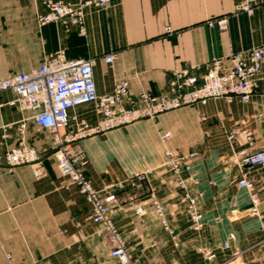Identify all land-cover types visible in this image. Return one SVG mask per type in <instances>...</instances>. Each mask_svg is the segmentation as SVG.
Returning <instances> with one entry per match:
<instances>
[{"label": "crops", "instance_id": "crops-1", "mask_svg": "<svg viewBox=\"0 0 264 264\" xmlns=\"http://www.w3.org/2000/svg\"><path fill=\"white\" fill-rule=\"evenodd\" d=\"M256 1L254 12L246 14L233 12L236 0H110L85 8L80 34L61 23L41 26V0H0V76L28 71L61 50L70 58L95 59L100 95L123 78L131 98L168 94L173 69L198 66L200 74L213 59L226 68L231 54L264 44V0ZM219 17L225 18L222 26L207 24ZM108 53L111 63L104 59ZM15 98L12 90L0 92V152L26 142L41 157L44 172L37 176L28 164L8 172L0 160V264H119L103 225L91 220L89 203L58 171L51 133L38 128L32 111L20 109ZM71 115V128L80 119L97 120L92 104ZM236 126L250 131L253 140H229L227 132ZM167 131L165 147L196 154L180 175L185 189L163 165V147L156 159ZM79 145L88 160L84 175L100 194L117 196L110 217L138 264H264V165L243 168L234 161L242 148L264 149V75L257 76L246 102L214 98L189 104L89 136ZM146 168L151 172L143 180L129 179ZM241 175L255 185L256 212L249 191L238 185ZM185 190L196 198L198 228ZM153 196L164 208L165 224ZM140 206L143 212H137ZM230 232L234 238L225 248Z\"/></svg>", "mask_w": 264, "mask_h": 264}, {"label": "built area", "instance_id": "built-area-1", "mask_svg": "<svg viewBox=\"0 0 264 264\" xmlns=\"http://www.w3.org/2000/svg\"><path fill=\"white\" fill-rule=\"evenodd\" d=\"M110 0H79L68 2L61 0H41L45 10L38 15V23L42 26L49 23H61L66 27H75L80 34L85 33L84 10L87 6H105ZM257 6L256 0H236L234 13L244 12L252 14ZM224 17L207 21L209 26H222ZM106 62L113 61V54L104 56ZM229 67L223 68L220 60H211L200 74L196 72L198 66L175 68L169 81V93L152 95L149 92L140 93L137 98H131L128 81L123 78L113 86L110 93L98 94L94 77L95 59L70 58L59 50L47 56L36 67L25 72H18L6 77L0 76V92L12 90L20 109L32 111V120L40 128L52 135V154L56 160L58 171L67 176L76 185L91 208V220L103 225L101 231L105 233L111 244L110 254L119 264H138L134 260L121 240L110 213L117 203L114 193L100 194L91 179L83 173V167L88 160L81 150L80 140L95 134H101L117 127L128 125L144 118H154L156 115L178 109L189 104L205 105L214 98L237 99L246 102L257 88V76L264 75V44L253 46L246 54L233 53L229 56ZM84 104H92L97 114L94 124L80 119L73 128L70 121L75 119L71 111ZM0 103V108H1ZM22 128V125H21ZM5 136V134H3ZM171 137L170 132H164L160 141L165 142ZM237 137L250 143L252 133L243 127H233L227 132L229 140ZM194 152H178L171 148L164 149L163 165L177 176V182L182 189L185 184L180 175L190 169V162L195 157ZM0 160L4 162L8 172L19 165H31L35 175L41 176L44 167L36 149L23 141L13 148L0 152ZM234 161L243 168L264 165V149L249 151L242 148L235 152ZM151 172L150 168L135 172L130 176L131 181L143 180ZM240 187L249 191L251 211L256 212L258 196L255 185L245 175L238 180ZM185 201L190 217L198 228L201 224V214L196 208V198L184 191ZM151 202L156 213L166 223L164 208L153 196ZM143 212V207L137 208ZM234 238L233 232L228 234V241ZM207 258L212 253L205 252Z\"/></svg>", "mask_w": 264, "mask_h": 264}, {"label": "rangeland", "instance_id": "rangeland-1", "mask_svg": "<svg viewBox=\"0 0 264 264\" xmlns=\"http://www.w3.org/2000/svg\"><path fill=\"white\" fill-rule=\"evenodd\" d=\"M94 112H95V114H96L95 109H94ZM135 122H138V121H135ZM135 122H132V123H135ZM132 123H130V124H132ZM130 124H128V125H130ZM128 125H125V126H128ZM117 128H118V127H117ZM158 144H159L158 146L160 147V149H158L157 153L155 154L157 160H158V158H160L161 155H162V152H161L162 147H163V150H164L165 148H167V147H165L166 144H163L161 141H160V143H158ZM147 166L151 167L150 164H148Z\"/></svg>", "mask_w": 264, "mask_h": 264}]
</instances>
